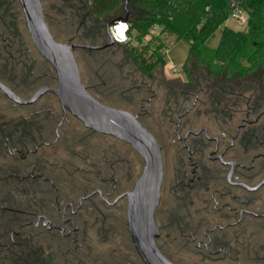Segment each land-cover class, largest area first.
Returning <instances> with one entry per match:
<instances>
[{
    "label": "flooded vegetation",
    "instance_id": "1",
    "mask_svg": "<svg viewBox=\"0 0 264 264\" xmlns=\"http://www.w3.org/2000/svg\"><path fill=\"white\" fill-rule=\"evenodd\" d=\"M183 73L145 76L133 112L162 149L156 246L172 264H264V91ZM60 110L59 122H0V264H144L127 213L144 161L138 171L114 146L75 155Z\"/></svg>",
    "mask_w": 264,
    "mask_h": 264
},
{
    "label": "trees",
    "instance_id": "2",
    "mask_svg": "<svg viewBox=\"0 0 264 264\" xmlns=\"http://www.w3.org/2000/svg\"><path fill=\"white\" fill-rule=\"evenodd\" d=\"M123 1L58 0L52 2L50 8L54 15L64 18V24L71 28L67 31L68 35H74L76 39H80L81 45L88 43L91 46H99L100 41L101 44H105L104 40H109L107 34L108 16L115 15L119 18L128 14L122 6ZM129 1L132 2L133 9L139 12L136 18L127 17L131 23L129 34L133 40L137 41V45L133 42L115 45L128 47L145 76L152 78L158 67H165L167 64L164 53L167 47L166 41L167 38L175 37L177 41L182 40L188 44L189 54L183 66L185 70L190 60H194L198 67H203L208 71L207 79L214 80L216 83L242 82L244 78L256 75L259 82L257 91H264V0H239L249 13L247 28L244 31L234 30L226 25L232 13L231 0ZM47 16L45 9L46 19ZM5 18L8 21L7 15ZM9 25V23L4 25L5 30L10 29ZM155 26L160 27L158 35H154L152 40L145 42L144 36ZM218 31L221 32L219 43L216 47H212L211 42ZM80 35L83 40L78 37ZM111 47L108 46L105 49ZM76 50H84L91 58L102 53V50ZM16 58L18 60L19 57L15 53L6 55L5 63L0 66V80L17 94L23 96L26 87H23L25 80L21 75L24 74V71H28V62H23V70H20L21 74H18L14 67H8V61ZM100 72H104V69L94 70L92 75L94 79L102 82L101 78L104 75ZM54 82H56V74ZM91 94L99 99L96 94ZM43 112L46 114L39 112L18 121L59 122L60 112L57 113L53 108L44 109ZM18 121L6 119L5 116L0 117V122ZM70 125L74 133L75 155L77 149H79L78 153H82L84 149L86 154L88 151L92 155L101 157L107 155L109 147H113L105 143L97 144V146L87 145L79 128L74 127L72 122ZM90 147L93 149L92 151H90Z\"/></svg>",
    "mask_w": 264,
    "mask_h": 264
},
{
    "label": "rangeland",
    "instance_id": "3",
    "mask_svg": "<svg viewBox=\"0 0 264 264\" xmlns=\"http://www.w3.org/2000/svg\"><path fill=\"white\" fill-rule=\"evenodd\" d=\"M55 1L58 0H42L46 9V16L48 15L46 21L56 40L61 43H68V41H71V43L82 44L79 42L80 39H76L74 35L67 34V31L71 30V28L64 24V18H59L54 15L50 6L53 4L52 2ZM8 2L9 7L7 9V17L10 29H8L9 31L5 30V26H2L5 40L0 46V66L5 63L4 58L6 55L12 53H15L19 58L18 60L17 58L15 60H9L8 67H14V70L18 74H21L20 70H23V62H28V71H24V74L21 75V77L25 80L23 87H26L25 95H23V97L30 98L39 88L51 86L55 83V72L51 65L34 47L27 31L18 0H8ZM122 6L128 12V14H125L123 17L127 18L128 16H131V18H136L139 15V12L133 9L132 2L129 0H124ZM116 18L115 15H109L107 23L109 24ZM226 25L234 30L240 31H244L247 28L245 24L238 23L233 19H229L226 22ZM220 35L221 32L218 31L211 42L212 47L218 45ZM78 37L83 40L81 35ZM84 41L86 40L84 39ZM148 41L149 40H146L145 42ZM101 43L102 42L100 41L99 46H107L110 44V40H104L105 44ZM166 43L167 48H169L166 55L167 65H165V67H158L154 71V83L156 86H158V83H163L164 81L167 83H175L179 80H186L183 73V66L186 63L189 54L188 44L182 40L177 41L175 37L167 38ZM83 44L89 45L88 43ZM133 44L137 45V41L133 40ZM103 50L102 53L94 55L92 58L84 50L75 51V57L79 64L83 82L89 91L96 94V96L99 97V100L106 105L128 110L133 113L137 109L138 102L141 99L148 97V92L144 91L145 88L142 87L144 85L143 82H145V75L141 72L134 56L125 45H115L110 49ZM171 67L177 68L179 71H176L175 74L174 71H170ZM102 68L104 69V72L100 73L104 76L101 78L102 82H99L94 79L92 74L94 70L98 71ZM185 72L186 75L199 79L201 82L204 78H207L208 75V71L203 67H198L194 60H190ZM258 83V76L256 75H251L245 79V91L248 97H252L257 93ZM48 108L55 109L57 113L60 112V118L58 120L60 121L63 114L60 110V104L54 95L47 94L35 105L23 107L12 103L0 91V117L5 116L6 119L18 121L21 118L38 114L39 112L45 113L43 110H48ZM68 121L72 122L74 127L79 128L82 137L84 135L85 143L87 145L93 144L94 146H97V144L105 143L109 146H114L116 149H123L124 152H131L133 157L137 160L138 171L142 170L144 164L143 160L128 144L110 136L89 133L90 131L86 130L84 125L70 114ZM92 150L93 149L90 147V151Z\"/></svg>",
    "mask_w": 264,
    "mask_h": 264
},
{
    "label": "water",
    "instance_id": "4",
    "mask_svg": "<svg viewBox=\"0 0 264 264\" xmlns=\"http://www.w3.org/2000/svg\"><path fill=\"white\" fill-rule=\"evenodd\" d=\"M31 41L38 53L51 65L56 83L39 88L32 97L23 98L0 80V91L13 103L30 106L47 94L54 95L64 113L79 120L94 133L113 137L130 145L145 165L135 189L128 193V226L136 250L144 264H172L157 248L158 229L154 215L161 199L163 182L162 149L153 134L132 112L111 107L91 94L84 84L76 49L103 50L115 42L111 25L128 21L119 17L107 24L110 44L91 46L58 42L45 17L42 0H18ZM1 40V33H0Z\"/></svg>",
    "mask_w": 264,
    "mask_h": 264
},
{
    "label": "built area",
    "instance_id": "5",
    "mask_svg": "<svg viewBox=\"0 0 264 264\" xmlns=\"http://www.w3.org/2000/svg\"><path fill=\"white\" fill-rule=\"evenodd\" d=\"M232 13L229 19L245 24L247 26L249 20V13L246 8H244L239 0H231ZM131 30V23L129 21H118L117 23L111 25L110 36L115 44H127L128 42H133L132 36L129 34ZM160 30L159 26L153 27L150 32L144 36V41L152 40L154 35H158ZM169 48L166 47L164 53L167 55ZM167 65V64H166ZM170 71H177V68H170Z\"/></svg>",
    "mask_w": 264,
    "mask_h": 264
}]
</instances>
